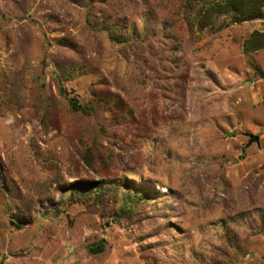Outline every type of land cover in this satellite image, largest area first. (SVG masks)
I'll use <instances>...</instances> for the list:
<instances>
[{"label":"rangeland","instance_id":"obj_1","mask_svg":"<svg viewBox=\"0 0 264 264\" xmlns=\"http://www.w3.org/2000/svg\"><path fill=\"white\" fill-rule=\"evenodd\" d=\"M212 1L0 0V264H264V17Z\"/></svg>","mask_w":264,"mask_h":264},{"label":"trees","instance_id":"obj_2","mask_svg":"<svg viewBox=\"0 0 264 264\" xmlns=\"http://www.w3.org/2000/svg\"><path fill=\"white\" fill-rule=\"evenodd\" d=\"M264 0H213L210 2L202 12V19H208L207 23L212 24L213 17L220 14L229 16L228 23H242L244 21H250L255 19H261L264 17V12L261 10ZM201 18V15H200ZM206 24V23H205ZM113 39V37L111 38ZM264 48V33L252 32L250 36L244 42V51L246 53ZM264 76V74H262ZM59 76L57 77V79ZM60 92L65 93L64 89H60ZM69 103L74 109L84 110L76 99L70 98ZM4 193V192H3ZM18 226V225H17ZM20 228V226H18ZM90 250L93 252L101 251L103 246L100 242L90 245Z\"/></svg>","mask_w":264,"mask_h":264},{"label":"water","instance_id":"obj_3","mask_svg":"<svg viewBox=\"0 0 264 264\" xmlns=\"http://www.w3.org/2000/svg\"><path fill=\"white\" fill-rule=\"evenodd\" d=\"M247 136L249 137L248 142H247V146L250 145L253 142H256V143L259 142V138H258L257 135L251 134V133H247Z\"/></svg>","mask_w":264,"mask_h":264}]
</instances>
